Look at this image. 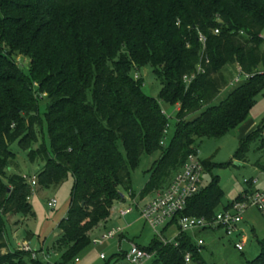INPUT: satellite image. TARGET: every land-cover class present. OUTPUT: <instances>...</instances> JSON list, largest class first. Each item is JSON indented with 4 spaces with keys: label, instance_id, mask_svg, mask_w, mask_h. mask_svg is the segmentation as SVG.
<instances>
[{
    "label": "trees",
    "instance_id": "1",
    "mask_svg": "<svg viewBox=\"0 0 264 264\" xmlns=\"http://www.w3.org/2000/svg\"><path fill=\"white\" fill-rule=\"evenodd\" d=\"M263 33L264 0H0V264H40L10 251L5 236L11 216H34L30 179L13 171V144L40 166L39 189L74 178L57 239L68 264L92 243L90 234L109 219L123 191L136 199L131 174L144 155L160 157L141 201L170 186L197 154L198 140L223 137L246 121L264 90ZM17 55L29 60L28 72ZM145 66L162 85L160 100L180 105L167 148L160 100L146 96L133 76ZM231 66L251 77L216 104L235 77L224 75ZM199 67L205 73L187 88L183 78ZM263 131L244 141L235 159L245 160L259 139L264 148ZM223 198L217 181L201 187L164 233L184 216L213 218ZM259 246L247 264H264V239ZM140 248L154 254L153 264H186L187 253L190 264H208L188 233Z\"/></svg>",
    "mask_w": 264,
    "mask_h": 264
},
{
    "label": "rangeland",
    "instance_id": "2",
    "mask_svg": "<svg viewBox=\"0 0 264 264\" xmlns=\"http://www.w3.org/2000/svg\"><path fill=\"white\" fill-rule=\"evenodd\" d=\"M15 59L25 72L29 71L28 59L19 55H17ZM237 69V67L231 66L224 70V75L229 81L237 74ZM259 71L261 73L264 72V66L260 67ZM133 76L135 79L138 78L142 81V92L146 96L160 100L162 85L150 66H145L139 70L136 69L133 72ZM242 81H245L244 77L242 78ZM236 86L237 85H230L221 93L215 103L218 104L219 101L224 99ZM160 105L168 122L167 132L164 137V144L167 148L170 146L172 139L175 136L177 114L180 105L179 103L171 104L161 100ZM203 111H205V109ZM200 114L201 112L191 115L188 117V120H193ZM263 127L264 90L257 96L249 117L240 126L223 137L198 140L196 153L199 160L207 165L202 176L201 187L202 189H207L217 181L224 193L223 202L216 209L217 213L237 201V199L249 189V186L245 184V181L258 180L254 190L264 191V171L259 168V165H264V153L258 150L261 146V140L259 139L251 145L250 152L245 162H240L235 159V154L240 145ZM46 141L49 144L47 136ZM11 150L17 156L16 167L13 168L15 173L21 174L30 179L39 172L40 166L29 162L26 154L21 150L18 143L13 144ZM159 157V153L153 156L144 155L140 166L132 171V190L137 196L149 181L154 166L153 164ZM74 183V178L70 175L69 178L57 188H37L34 191L30 200L34 216L24 218L19 216V219L12 222L11 225L9 222L6 223L5 236L10 251H18L17 241H22L31 233L33 234V238L30 241L31 248L38 252L43 251L46 255V258H39L40 264H62L64 249L57 246V237L60 232L59 224L67 217L69 212ZM53 199H55L58 204L54 210H51L48 208L47 203ZM133 208L135 207L133 206ZM255 217L257 219L256 227L246 220L245 223L240 226V229L243 230L244 234L249 237V241L243 252H240L235 248L240 237L236 235L230 237L223 229H219L216 232L204 231L198 234H196V232H189L188 234L192 237L193 242L196 245L199 240H202L205 243L204 248L201 250V255L208 264H247L248 261H253L260 254L261 249L259 241L264 239V222L258 214H256ZM167 225L168 224H165L164 226L159 227L156 233L153 228L140 219V213L135 208L133 214L126 219L116 218L111 222H103L95 228L90 234L92 243L86 247L79 256L83 258L87 264L91 262H96V264H98L101 262L99 254L103 250L111 260L112 253L110 252L113 250L114 244L116 243L109 240L105 242L103 246L93 244V241L95 240L94 237L100 235L106 229H108L106 231L108 232L113 229L129 226L126 233L130 241L129 243L126 242V245L123 247L124 251L129 252L132 247L130 243L131 241L135 242L138 247L149 248L152 245V242L158 238V233H164V229ZM254 227L257 234L252 231ZM17 231H19V239H16L14 235ZM178 231V227L172 226L164 233V238L167 241H170L173 235ZM116 242L118 241L116 240ZM112 245L113 247H111ZM153 262L154 259H151L144 262V264H153ZM26 264H31L29 259H26ZM101 264H103V262Z\"/></svg>",
    "mask_w": 264,
    "mask_h": 264
},
{
    "label": "built area",
    "instance_id": "3",
    "mask_svg": "<svg viewBox=\"0 0 264 264\" xmlns=\"http://www.w3.org/2000/svg\"><path fill=\"white\" fill-rule=\"evenodd\" d=\"M219 29L215 30V34H219ZM264 40V33L260 36ZM199 41L206 46L207 39L205 36L200 35ZM209 60L206 59V64ZM238 71L231 82L232 85H239L243 83L242 78L245 81L251 76L245 74L241 67H237ZM205 73V69L199 67L197 73L183 78L184 83L188 86L196 79L198 73ZM138 79V78H137ZM168 127V126H167ZM167 128L165 130V134ZM262 139L264 140V131L262 132ZM164 145V140L161 142ZM204 173V167L202 162L199 160L197 154H191L185 164L183 165L180 172L177 174L170 186L165 189L162 193L156 195L150 202L140 206L136 201H131V205L122 208L119 211L121 217H126L131 214L134 209H139L141 219L149 225L151 228L157 230L159 227L164 226L172 222L178 215L183 212L187 206L188 201L193 198L199 191L202 185V176ZM258 180L245 181V184L249 186V191L240 197L239 200L228 205L224 210L216 213L211 219L205 217H190L184 216L179 218L178 226L180 233H189L197 231H216L223 229L228 236H238L240 240L236 243L235 248L243 252L247 244V237L244 235L243 230L240 226L243 224L245 215L250 210L257 211L264 220V191L254 190L253 188L257 185ZM30 184L35 191L38 188V179L36 176L30 178ZM57 201L55 199L48 201L47 206L49 209L54 210L57 207ZM135 208H133V206ZM124 233L123 228L113 229L106 232L100 238L93 241L95 245H103L105 242L115 239ZM158 238L164 243L168 244L171 241H167L164 238V233H158ZM177 246V244H175ZM197 245L201 248L205 246L202 240H199ZM20 250L31 255L33 260H39L40 257L46 258L44 252H38L33 250L28 243L20 245ZM154 254H150L137 245H132L129 252L124 254L122 264H143L146 261L153 259ZM102 260H107L106 255H101ZM185 263H191V255L187 253L185 255ZM72 264H81V260L77 257L73 260Z\"/></svg>",
    "mask_w": 264,
    "mask_h": 264
},
{
    "label": "crops",
    "instance_id": "4",
    "mask_svg": "<svg viewBox=\"0 0 264 264\" xmlns=\"http://www.w3.org/2000/svg\"><path fill=\"white\" fill-rule=\"evenodd\" d=\"M241 125V124H240ZM239 125V126H240ZM263 129H264V127H263ZM247 132V131H246ZM260 144H261V141H260ZM260 152H262V153H264V148H261V146L259 147V149H258ZM237 160V159H236ZM247 160V158L245 159V160H242L243 162H245ZM239 161V160H238ZM242 161H240V162H242ZM259 168L261 169V170H263L264 171V165L262 166H260L259 165ZM254 189V188H253ZM153 199V197H148L147 199H145V200H143V201H141V200H139V197L136 195V199H134V197H132L131 195H129V193H126V192H122V199H121V201H117L114 205H113V208H112V210H111V215H110V217H109V219L108 220H106L105 222H111L113 219H116V218H118V219H126L128 216H130V215H132L133 214V212L131 213V214H129V215H127L126 217H121L120 216V214H119V211L122 209V208H124V207H126V206H128L129 204H131V201H136L137 202V204L138 205H140V206H143V205H145V204H147L148 202H150L151 200ZM138 210V212H139V209H137ZM258 214L260 217H261V215L257 212V211H255V210H250V211H248L247 213H246V215H245V219H244V222L243 223H245V220L246 221H249V222H251L253 225H255V227H256V225H257V219H256V217H255V215L256 214ZM16 219H19V216H11L10 218H9V223H10V225L12 224V222H14V221H16ZM140 219H141V217H140ZM261 219L263 220V218L261 217ZM142 220V219H141ZM263 222H264V220H263ZM103 223V222H102ZM175 227H178L179 228V226H177V225H174ZM12 227V226H11ZM255 227H254V229L252 230L253 231V233L255 232L256 234H257V232H256V230H255ZM123 229H124V233L121 235V236H119V237H117V238H115V239H112L111 241L112 242H114V243H116V244H114V248H113V250H111V252L110 253H112V256H111V260L109 259V257H108V255H106V252L105 251H101L100 252V254H99V259H100V263H98V264H101L102 262H103V264H122L121 263V261L123 260V256L122 255H119V254H124V253H126V251H124L123 250V247H124V245H126L125 243L126 242H128L129 243V239H128V235H127V233H126V230H127V228H129V226H127V227H122ZM20 229V228H19ZM108 229H106L105 231H103L100 235H97L96 237H94V239H96V238H100L102 235H104L105 234V232L107 231ZM217 231V230H216ZM215 231V232H216ZM18 232L19 231H17V233L16 234H14L15 235V237H16V239H19V237H18ZM93 232V231H92ZM201 232H204V231H197L196 232V234H198V233H201ZM180 235V230L176 233V234H174L173 235V237L170 239V241H171V243H175V241L177 240V238H178V236ZM189 235V234H188ZM245 235V234H244ZM59 236H60V232H59V235H58V237H57V239L59 238ZM197 236V235H196ZM246 237H247V242L249 241V237L247 236V235H245ZM191 237V236H190ZM256 237V236H255ZM32 238H33V234H29V236H27V238H25V239H23L22 241H17V248L18 249H20V245H22L24 242L25 243H28L29 245H30V241L32 240ZM116 240L118 241V242H116ZM131 243V245H136L135 244V242H133V241H131L130 242ZM105 244V243H104ZM103 244V245H104ZM95 245V244H94ZM103 245H101V246H103ZM9 246V245H8ZM99 246V245H98ZM111 247H113V245L111 246ZM65 250V249H64ZM102 254H105L106 255V257H107V260H102L101 259V255ZM41 258V257H40ZM78 258L81 260V264H87V262L83 259V258H81L80 256H78ZM153 259L155 260V256L153 257ZM38 261H40V259L38 260ZM72 262L73 261H71V262H69L68 264H72ZM147 262V261H146ZM42 264V263H41ZM56 264H58V263H56ZM89 264H96V262L95 263H89ZM144 264V263H143Z\"/></svg>",
    "mask_w": 264,
    "mask_h": 264
}]
</instances>
